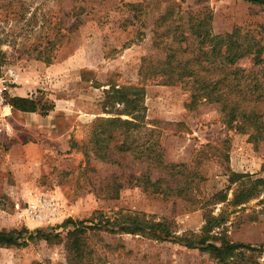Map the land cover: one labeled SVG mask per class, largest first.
<instances>
[{
    "label": "rangeland",
    "instance_id": "rangeland-1",
    "mask_svg": "<svg viewBox=\"0 0 264 264\" xmlns=\"http://www.w3.org/2000/svg\"><path fill=\"white\" fill-rule=\"evenodd\" d=\"M208 16L213 35L242 28L260 42L262 64L246 56L235 67L262 82L264 5L0 0V76L8 69L15 75L6 86L0 132V233L14 244L0 245V264H219L176 240L119 231L135 215L167 221L178 238L200 235L211 217L212 235L251 246L256 251L245 257L264 264V141L228 129L216 104L186 108L182 84L151 75L167 69L170 54L196 65L191 22ZM112 88L143 92L135 113L142 128H129L128 137L126 127L108 131L99 141H111L101 150L93 131L110 128L102 121L135 118L124 113L125 103L106 102ZM13 98L36 108L17 111ZM147 141L150 179L164 180L165 194L135 185L147 164L118 152ZM158 155L171 170L154 169ZM98 220L106 227L93 229ZM79 223L81 231L71 236Z\"/></svg>",
    "mask_w": 264,
    "mask_h": 264
},
{
    "label": "trees",
    "instance_id": "trees-1",
    "mask_svg": "<svg viewBox=\"0 0 264 264\" xmlns=\"http://www.w3.org/2000/svg\"><path fill=\"white\" fill-rule=\"evenodd\" d=\"M244 1L256 5H264V0ZM191 23H194L191 29L199 43L198 54L195 58L197 66L189 67V60L183 62L175 59V56L170 54L166 57L167 69L151 75L163 76L165 84H182L189 92L188 101L190 100V102L186 105V108L202 101L216 104L222 116V121L228 129L249 134V139L252 142L264 141V80L260 81L259 74H245L241 69L235 67L236 63L246 56H252L256 66L261 65L263 47L260 42L248 32H244L242 28H234L231 33L227 34L213 35L210 29V16ZM142 98L143 92L141 90L128 94L124 88H112L107 93L106 102L108 99V102L112 103H125L127 109L124 113L133 115L135 118L131 121L120 119L102 121V124L110 128L103 131H93L97 139L96 144L101 143L99 141L100 136L104 137L108 131L126 127L124 128L125 130H122V134L124 137H128L127 133L129 130L142 128L137 120L138 116L135 114L139 112L138 109H141ZM10 102L12 108L20 112H31L36 108L34 102L29 99L13 98ZM148 131L146 134L150 135V130ZM109 141H111L110 136L106 137L104 143L100 144L101 150H105ZM123 145L124 143L120 147L123 148ZM152 148V146L150 147V142L147 141L137 144L129 150L119 149L118 152L129 151L134 154L136 159L145 161L147 164L146 172L136 179L135 185L142 187L144 191H151L153 194H165L166 190H162V185L165 181L160 179L152 181L150 179V150ZM98 157L107 160L106 154L102 151L98 152ZM112 162L116 163L115 160ZM154 163V169L160 171L171 170V167H173L166 165L160 155L157 156ZM167 190L170 189L167 188ZM172 191L174 192L175 190ZM206 218L205 225L198 236L191 235L178 238L171 233L167 221H146L139 215L128 218L129 221L127 220L126 222L128 226L121 227L119 231L130 234L139 233L156 241L176 240L184 244L188 249H197L207 253L219 264H253L251 256L245 257L244 251L254 252L256 249L248 245L232 243L224 238H217L216 235H212L214 228L213 219L211 217ZM82 226V223L74 226L75 230L70 235L74 236L81 231L80 228ZM91 227L100 229L106 227V225H102V222L98 220ZM217 241L219 242L217 243ZM13 244L14 241L9 236L0 233V245L8 246ZM75 251L79 256L83 253L80 246L75 248ZM68 261L71 262L69 258Z\"/></svg>",
    "mask_w": 264,
    "mask_h": 264
},
{
    "label": "built area",
    "instance_id": "built-area-1",
    "mask_svg": "<svg viewBox=\"0 0 264 264\" xmlns=\"http://www.w3.org/2000/svg\"><path fill=\"white\" fill-rule=\"evenodd\" d=\"M15 78V75L11 70H7V74L5 73L4 76H0V132L4 130V117L3 111L6 108V99H5V92H6V86L8 83L13 82L12 79ZM45 207L50 208L48 205H45Z\"/></svg>",
    "mask_w": 264,
    "mask_h": 264
}]
</instances>
